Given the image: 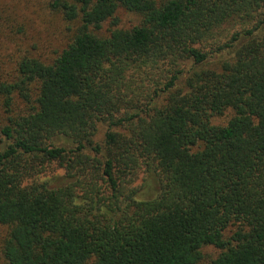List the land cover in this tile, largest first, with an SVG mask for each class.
<instances>
[{"label": "trees", "instance_id": "16d2710c", "mask_svg": "<svg viewBox=\"0 0 264 264\" xmlns=\"http://www.w3.org/2000/svg\"><path fill=\"white\" fill-rule=\"evenodd\" d=\"M0 227L1 264H264V0H0Z\"/></svg>", "mask_w": 264, "mask_h": 264}, {"label": "rangeland", "instance_id": "374dc122", "mask_svg": "<svg viewBox=\"0 0 264 264\" xmlns=\"http://www.w3.org/2000/svg\"><path fill=\"white\" fill-rule=\"evenodd\" d=\"M30 24H28L26 39L24 44L29 47L34 55H41L45 58L52 57V53L55 50L63 47L69 40L70 31L67 28V23L61 18L60 15L49 12L44 6L35 10L31 14ZM119 18V26L122 28H131L140 22V17L136 13L128 12L125 9H119L117 12ZM110 22H106L102 32H106V29L110 27ZM245 26L242 25L239 20H231L226 23L220 30L223 41L231 43L230 38L235 33H241L239 37L243 36V29ZM250 27V25L246 26ZM238 40L233 41V43ZM223 54L226 53L222 52ZM226 55V54H225ZM232 112L227 111L224 115L216 116L213 118L214 123L224 124L227 122ZM105 128H101V133L98 135V139L103 137ZM62 174L61 170L50 169L42 175V179ZM140 181V179H139ZM228 234V233H227ZM4 236V228L0 227V246L1 240ZM204 258L199 264H209L210 261L220 253V249L213 245H206L203 247ZM2 263V257L0 253V264Z\"/></svg>", "mask_w": 264, "mask_h": 264}]
</instances>
